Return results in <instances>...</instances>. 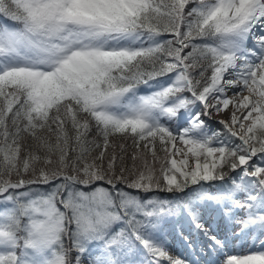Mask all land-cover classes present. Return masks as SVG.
Instances as JSON below:
<instances>
[{
    "label": "snow or ice",
    "instance_id": "snow-or-ice-1",
    "mask_svg": "<svg viewBox=\"0 0 264 264\" xmlns=\"http://www.w3.org/2000/svg\"><path fill=\"white\" fill-rule=\"evenodd\" d=\"M0 206V264H264V0H0Z\"/></svg>",
    "mask_w": 264,
    "mask_h": 264
},
{
    "label": "rangeland",
    "instance_id": "rangeland-1",
    "mask_svg": "<svg viewBox=\"0 0 264 264\" xmlns=\"http://www.w3.org/2000/svg\"><path fill=\"white\" fill-rule=\"evenodd\" d=\"M141 91L145 92V91H148V89H145L142 87ZM209 123H211L213 127H218V125H216L215 121H209ZM149 195H152V194H149ZM159 195L164 196L166 194L165 193H162V194L159 193ZM0 207H3V206H0ZM184 231L187 232V229L185 228ZM177 235L181 236L180 232H179V226H175L172 224L163 225L162 231H161V236L164 240H166L167 247H168L170 254H172V255H187L189 253V249H187L184 246V242L180 241L179 238L177 237ZM261 238H264V237H261ZM193 239L195 240V238H193ZM240 241H237V243L243 245V247L240 249V251H242V252H240V254H243L245 251H247L248 245L251 243V237H248L245 240H240ZM135 258H136V260H139V257H133L134 260H135Z\"/></svg>",
    "mask_w": 264,
    "mask_h": 264
},
{
    "label": "trees",
    "instance_id": "trees-1",
    "mask_svg": "<svg viewBox=\"0 0 264 264\" xmlns=\"http://www.w3.org/2000/svg\"><path fill=\"white\" fill-rule=\"evenodd\" d=\"M9 23H10V22H9ZM114 142L117 143V144H119V143H121L122 141H120L119 139H117V140H115ZM128 143L130 144L131 142L129 141ZM129 191H131V190H129ZM160 194H162V193H160Z\"/></svg>",
    "mask_w": 264,
    "mask_h": 264
},
{
    "label": "bare ground",
    "instance_id": "bare-ground-1",
    "mask_svg": "<svg viewBox=\"0 0 264 264\" xmlns=\"http://www.w3.org/2000/svg\"><path fill=\"white\" fill-rule=\"evenodd\" d=\"M241 242V241H240Z\"/></svg>",
    "mask_w": 264,
    "mask_h": 264
}]
</instances>
